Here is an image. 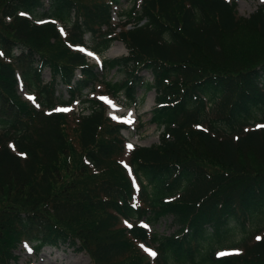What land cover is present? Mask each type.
Wrapping results in <instances>:
<instances>
[{"label":"trees","instance_id":"16d2710c","mask_svg":"<svg viewBox=\"0 0 264 264\" xmlns=\"http://www.w3.org/2000/svg\"><path fill=\"white\" fill-rule=\"evenodd\" d=\"M123 1L48 0L41 13L44 0H0V264L25 245L75 247L88 264H264V234L226 243L264 219V4L243 18L232 0H132L134 28L115 34ZM85 35L98 54L114 41L128 54L97 69L75 50ZM113 70L125 79L105 84L112 96L155 92L158 143L129 154L138 193L120 163L123 126L96 101H82L88 115L56 111ZM165 218L169 235L139 224ZM230 248L241 251L217 256Z\"/></svg>","mask_w":264,"mask_h":264},{"label":"rangeland","instance_id":"374dc122","mask_svg":"<svg viewBox=\"0 0 264 264\" xmlns=\"http://www.w3.org/2000/svg\"><path fill=\"white\" fill-rule=\"evenodd\" d=\"M237 8V14L242 17H249L261 4H264V0H234ZM132 3L124 2L121 5L114 8V14L112 20L114 23L121 21V17L126 20V15L131 8ZM88 44L93 45L91 40H87ZM127 55V50L121 42H113L109 49L105 51L101 56L102 59L110 60L119 58ZM91 63V62H90ZM47 69L43 71V79L47 81L48 73ZM101 78L94 85L92 90H88L85 94L87 99L100 102L101 105L106 107L107 116L109 113L113 115L115 121L121 122L129 120L132 122L131 125L127 126V129L121 132L122 138L126 141V150H130L132 147H150L158 143L159 134L162 132V128H157L155 125L150 123V112L154 108L155 93L153 91L146 90L145 87H140L136 93L135 103L129 104L123 96L119 95L118 98L111 97L105 84L118 83L123 81L124 73L113 70L108 73H99ZM141 76L146 82L152 81V76L148 72L141 73ZM57 95H61L63 100H68L67 91L61 86L57 87ZM18 95L25 99L30 100L31 96L27 90L22 86L18 87ZM85 97V98H86ZM86 106V105H84ZM88 106V105H87ZM72 107L61 110H71ZM75 114H87L83 105L76 103L73 105ZM258 117L261 119L263 116L258 113ZM130 146V147H129ZM128 162L127 153L121 158L122 165L126 168ZM130 171V170H129ZM131 173V171H130ZM129 173V174H130ZM132 181L135 186H138L135 178L131 174ZM146 228L149 234L157 233L159 235H169L175 227L172 226L171 219H162L156 225H148L144 221L141 222ZM264 234V219L258 220L254 225L247 226L246 231L242 232L239 229H235L232 232L229 241L226 242L227 246L238 245L243 239L247 241H255L259 236ZM26 249V248H25ZM17 250L15 255L17 256V264H88L89 259L84 253H79L75 247L70 246H59L57 248L46 247L43 250L35 254L31 252L29 248L27 250ZM143 251L150 253L147 247H143ZM230 253L229 250L220 252Z\"/></svg>","mask_w":264,"mask_h":264},{"label":"snow or ice","instance_id":"6c2138e0","mask_svg":"<svg viewBox=\"0 0 264 264\" xmlns=\"http://www.w3.org/2000/svg\"><path fill=\"white\" fill-rule=\"evenodd\" d=\"M129 147H130V146H129ZM149 254H151V255H155L154 253H151V252H150Z\"/></svg>","mask_w":264,"mask_h":264}]
</instances>
